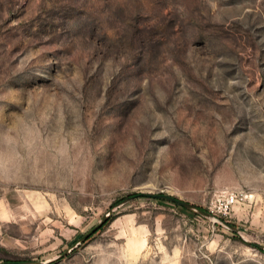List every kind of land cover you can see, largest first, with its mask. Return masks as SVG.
<instances>
[{
	"label": "rangeland",
	"instance_id": "rangeland-1",
	"mask_svg": "<svg viewBox=\"0 0 264 264\" xmlns=\"http://www.w3.org/2000/svg\"><path fill=\"white\" fill-rule=\"evenodd\" d=\"M253 245L264 0H0V263L264 264Z\"/></svg>",
	"mask_w": 264,
	"mask_h": 264
},
{
	"label": "water",
	"instance_id": "water-1",
	"mask_svg": "<svg viewBox=\"0 0 264 264\" xmlns=\"http://www.w3.org/2000/svg\"><path fill=\"white\" fill-rule=\"evenodd\" d=\"M145 197L148 198H152V199H159V200H164L167 201L169 203H173L177 206L183 207L185 209H187L188 211L194 213V214H198L202 217L205 218H211L212 215L203 210L200 209L198 207H196L195 205L182 201L180 199H177L171 195H167V194H155V195H145ZM128 200V199H127ZM110 216V214L106 215L105 217H103V219L96 225L94 226L89 232H87L74 246L71 247V249L65 253H63L61 256H59L58 258L51 260L49 262H53L58 260L59 258L63 257V256H67L71 251H73L77 246H79L80 244H82L83 242H85L86 240H88L94 233H96L108 220V217ZM226 227H228L230 230H232L233 232L237 231V228L231 224H229L226 221L222 222ZM243 241L248 244L251 245L250 242L246 241L243 239ZM256 248L260 249V250H264V246L263 245H253ZM0 264H44V263H35V262H22V263H10V262H5V263H0Z\"/></svg>",
	"mask_w": 264,
	"mask_h": 264
},
{
	"label": "built area",
	"instance_id": "built-area-1",
	"mask_svg": "<svg viewBox=\"0 0 264 264\" xmlns=\"http://www.w3.org/2000/svg\"><path fill=\"white\" fill-rule=\"evenodd\" d=\"M240 200V194L236 191H229L226 193H223L221 196V199L219 200V205L217 206L216 211L219 214L227 215L229 212L233 209V207L239 202Z\"/></svg>",
	"mask_w": 264,
	"mask_h": 264
},
{
	"label": "trees",
	"instance_id": "trees-1",
	"mask_svg": "<svg viewBox=\"0 0 264 264\" xmlns=\"http://www.w3.org/2000/svg\"><path fill=\"white\" fill-rule=\"evenodd\" d=\"M136 198H140L141 196H135ZM142 197H144V196H142ZM155 201H157V202H160V203H168L167 201H164V200H159V199H155ZM173 204V203H172ZM173 205H175V204H173ZM175 206H177V205H175ZM177 207H179V206H177ZM194 217L195 218H199V219H202V217H200V215H198V214H194ZM110 220H112V217H110L109 219H108V221H107V223L110 221ZM106 223V224H107Z\"/></svg>",
	"mask_w": 264,
	"mask_h": 264
}]
</instances>
